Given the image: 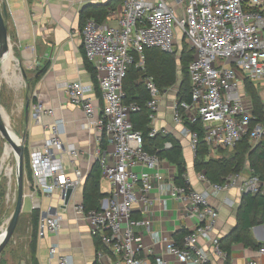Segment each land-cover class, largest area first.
Masks as SVG:
<instances>
[{
  "label": "built area",
  "instance_id": "2783aa9c",
  "mask_svg": "<svg viewBox=\"0 0 264 264\" xmlns=\"http://www.w3.org/2000/svg\"><path fill=\"white\" fill-rule=\"evenodd\" d=\"M120 8L116 25L98 26L87 20L81 31L84 56L95 70L102 104L94 103V86L64 84L71 104L83 110L85 126L99 134L96 161L109 184L97 209L86 210L82 202L74 203V217L88 224L90 236L99 245L96 264H149L143 258L146 252L154 255L155 264H168L155 255L156 245H163L165 252L180 263L210 264L212 255L225 258V254L219 238L213 236L219 212L208 199L231 189L264 198V178L245 166L222 184H212L199 172L196 177L206 189L197 191L190 185L186 169L185 185L177 184L175 167L143 149L142 134L133 130L130 121L131 114L140 112V106L126 102L122 84L129 66L144 69L146 50L175 55L176 44L184 40L193 50L188 66L191 100L172 101V123L180 127L179 137L188 141L195 154L199 132L187 127L185 122H189L201 129L212 157L219 150L231 151L245 137L254 146L264 138V125L256 123L246 83L257 88L256 83L264 82V0H120ZM144 85L150 97L146 104L150 111L149 136L169 134L155 126L161 102L156 84L152 78H145ZM32 111L36 123L41 115L54 114L40 102L32 106ZM44 128L45 141L30 156L29 196L35 200L39 194L50 197L57 193L63 204V194L71 189L70 204L74 191L87 177L77 167L81 153L75 146L62 143V120ZM103 138L107 148L101 151ZM170 147L169 142L164 144L165 149ZM66 163L70 173L65 170ZM168 200L178 203L196 221L181 245L153 229L155 211L165 212ZM224 202L233 206L229 199ZM50 210L40 218L39 238L57 234L61 228L62 211L51 214ZM144 237L151 242L149 248ZM203 241L209 248L202 245ZM48 254L49 264H73L57 246H51ZM257 256L264 261V242ZM258 258L247 264H261Z\"/></svg>",
  "mask_w": 264,
  "mask_h": 264
},
{
  "label": "crops",
  "instance_id": "0c3cea01",
  "mask_svg": "<svg viewBox=\"0 0 264 264\" xmlns=\"http://www.w3.org/2000/svg\"><path fill=\"white\" fill-rule=\"evenodd\" d=\"M3 1L8 11V17L5 21L8 28V37H13L15 45L21 50L23 67H29L33 70L29 78H24L31 84L29 86L30 94L29 96L26 95L23 100H19L20 103H18L13 113L18 130L27 144L29 156L35 148L45 141L47 132L44 126H51L55 120L60 119L64 123V133L61 135V141L64 146L72 145L78 149L81 155L77 161V167L88 175L96 161L99 134L93 127L85 126L84 112L80 107L71 104L64 84L80 82L84 86L95 87L96 84L93 81L92 74L87 69L89 63L84 56L82 46L81 16L83 11L92 4L107 5L111 3L108 16L98 26L116 25L121 15L119 1L0 0V3ZM94 95L97 98L94 103L102 104L99 97L100 93L95 90ZM30 97L34 102L29 99ZM172 101L162 100L160 102L155 126L157 129H166L180 143L190 185L197 191H203L206 186L198 181L196 172L193 169L194 153L190 149L188 141L179 137L180 127L172 123ZM37 102L42 103L47 109L54 112L52 116L41 115L39 123H36L32 116V106ZM26 103L29 104L28 120H25L24 115ZM108 150H110V147ZM65 170L71 172V168L67 163ZM242 173L246 175V170H243ZM29 184L30 182L25 191V198L29 199L32 205L31 210L26 212L29 223L33 209L40 211V218L42 213H45L49 208H54L58 212L62 211L60 209L62 202L59 194L56 193L50 197L39 194L35 202L29 196L31 191ZM99 185L100 192L106 194L109 184L103 179L102 173ZM82 199L83 186L74 191L72 202L61 212L63 221L58 233L46 234L44 237L38 238L37 258L39 264H49L48 250L53 245L58 247L60 254L70 257L73 264H96L95 256L99 245L90 236L88 224L76 219L72 210L73 204L82 202ZM225 199L231 200L233 206L225 204ZM208 201L219 212L213 236L219 239L228 236L236 228L241 194L237 190L231 189L227 193L211 196ZM195 224V219L189 217L178 203L168 200L165 212L155 211L153 229L174 239L175 233L180 230L191 231ZM251 236L256 243L262 244L264 242V226H254L251 229ZM144 244L148 248L151 246L148 237H144ZM202 245L209 248L204 241ZM153 250L156 256H161L168 264H184L166 253L163 245H156ZM143 258L149 264H155L154 255L146 252L143 254ZM210 258V264H224V258L222 257L212 255ZM257 258L256 250L248 249L242 244L232 245L231 264H247L250 260ZM258 261L264 264L262 259L258 258Z\"/></svg>",
  "mask_w": 264,
  "mask_h": 264
},
{
  "label": "trees",
  "instance_id": "16d2710c",
  "mask_svg": "<svg viewBox=\"0 0 264 264\" xmlns=\"http://www.w3.org/2000/svg\"><path fill=\"white\" fill-rule=\"evenodd\" d=\"M120 1V0H116ZM110 4H92L83 11L81 19L83 28L87 20H93L96 24H101L108 16ZM146 63L143 70L131 65L128 68L126 77L123 80L122 90L126 95V102H136L140 106V112L133 113L130 121L133 130L140 132L143 139V149L149 154L164 159L176 169L175 182L185 185L184 176L186 174V162L183 157L180 143L171 134L163 135L158 133L150 137L151 131L149 115L150 111L146 107L149 101V93L145 88V78H152L160 94L168 91L173 86L178 85L179 92L176 98L179 101L190 102V80L188 73L189 63L193 59V50L184 45L179 55L161 52L158 49H149L145 52ZM87 69L92 74L95 90L99 93L95 79V70L88 64ZM181 76V77H179ZM31 86V85H30ZM246 89L251 97L256 123L264 125V102L261 100L259 92L249 82ZM34 102V100L31 98ZM191 130L199 132L198 145L194 154L193 169L196 173L202 172L212 184H222L227 176L239 173L246 165L253 171V174L260 179L264 178V138L254 146L248 138L240 140L231 151L219 150L216 157L210 156V152L203 141V134L197 124L185 122ZM169 142L171 147L164 148V144ZM107 143L103 138L100 144L101 151L106 150ZM227 151V153H225ZM24 172L28 183L32 180V172L29 164V152L27 144L24 143ZM101 169L98 161H95L83 184L82 204L86 210L97 209L100 200L105 194L100 192L99 179ZM41 213L38 209H33L30 214L31 238L29 243V262L39 264L37 258L38 224ZM264 226V198L257 194L243 193L241 195L240 207L237 211L236 228L228 235L219 239L220 248L225 254L224 264H231L230 255L233 244H242L251 250H258L262 244L256 243L251 236V229L254 226ZM188 231L180 230L174 234V242L181 245L183 237Z\"/></svg>",
  "mask_w": 264,
  "mask_h": 264
},
{
  "label": "rangeland",
  "instance_id": "374dc122",
  "mask_svg": "<svg viewBox=\"0 0 264 264\" xmlns=\"http://www.w3.org/2000/svg\"><path fill=\"white\" fill-rule=\"evenodd\" d=\"M118 3L120 4V1ZM9 38V43L11 46L10 52L15 59V63L8 69L3 66V75L0 86V106L3 110L5 118L7 119L10 129L18 138L24 140L23 136L18 130L17 122L13 113L18 103H20L19 100H23L26 95L29 96L30 94L29 86L31 84L27 79L24 80V78H29L32 75L33 70L29 67H23L21 50L15 45L14 38ZM184 45H187L188 48H190V46L184 40H181V42L176 44L175 50L177 51V55L180 54ZM256 86L261 100L264 102V82H258L256 83ZM178 92L179 87L178 85H175L166 93H162L160 100H166L167 102L168 100L171 101L173 99H178L176 98ZM29 99H31V97ZM8 148L7 142H5V140L0 135V163L2 159V166L4 168L2 173L0 172V228L7 220H9V217L14 210L17 191L15 179V155L13 156L12 152L9 153ZM225 153H227V151ZM218 154L220 153L217 151L216 156ZM7 155L8 157H6ZM27 187L28 180L25 171L24 193L27 190ZM31 207L32 205L29 199L25 198L22 208V212L24 213H21L10 241L0 254V264H30L29 243L31 238V225L26 212L31 210Z\"/></svg>",
  "mask_w": 264,
  "mask_h": 264
},
{
  "label": "water",
  "instance_id": "95a60500",
  "mask_svg": "<svg viewBox=\"0 0 264 264\" xmlns=\"http://www.w3.org/2000/svg\"><path fill=\"white\" fill-rule=\"evenodd\" d=\"M8 17V11L7 6L5 2L0 3V86H1V79L3 75V64L2 60L6 57L8 53H10V43H9V37H8V28L5 24V21ZM24 115L25 120H28L29 115V104L26 103L24 107ZM7 122L4 117L3 110L0 106V135L5 140V142L9 143L15 153V179H16V198H15V207L14 210L9 217L8 225L6 228V231L4 233V236L0 242V254L4 247L7 245V243L10 241L14 230L17 226L19 217L22 213L23 208V202L25 198L24 193V140L20 139L19 142H16L10 135L8 128H7ZM72 195V190L68 189L63 194V204L61 205L60 209H65L69 205V201ZM56 212V209L52 208L49 213L54 214ZM42 217H45V213H42Z\"/></svg>",
  "mask_w": 264,
  "mask_h": 264
},
{
  "label": "bare ground",
  "instance_id": "6f19581e",
  "mask_svg": "<svg viewBox=\"0 0 264 264\" xmlns=\"http://www.w3.org/2000/svg\"><path fill=\"white\" fill-rule=\"evenodd\" d=\"M14 63H15V59H14V57L12 56L11 52L8 53V54L6 55V57L2 60V64H3V66L6 67V69H8V68H10L11 66H13ZM3 68H4V67H3ZM4 117H5V116H4ZM5 119H6V118H5ZM6 122H7V119H6ZM7 125H8V122H7ZM7 128H8V131H9L11 137H12L16 142H19V141H20V138H18V137L14 134V132L10 129L9 126H7ZM7 146L9 147V148H8V152H9V153L12 152V153H13V156H14L15 153H14V150H13L12 146H11L9 143H7ZM6 157H8V155H7ZM4 158H5V157H4ZM2 164H3V161H2V159H1V163H0V172H1V173H2V171H3V169H4L3 166H2ZM12 167H13V166H12ZM7 225H8V220H7V221L3 224V226L0 228V241L2 240V238H3V236H4V233H5V231H6Z\"/></svg>",
  "mask_w": 264,
  "mask_h": 264
}]
</instances>
